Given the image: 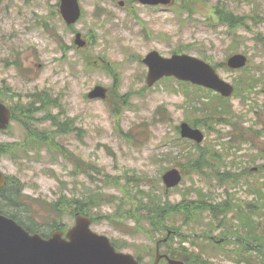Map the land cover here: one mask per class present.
<instances>
[{
	"label": "rangeland",
	"instance_id": "1",
	"mask_svg": "<svg viewBox=\"0 0 264 264\" xmlns=\"http://www.w3.org/2000/svg\"><path fill=\"white\" fill-rule=\"evenodd\" d=\"M79 1L82 18L69 27L57 14L58 0H0V97L28 107L32 95L48 93L56 106L37 110L30 129L33 137L49 133L58 145L55 149L32 144L22 123L14 121L8 132L0 134V143L9 151L12 143H22V150L17 156L0 154V169L14 185L23 184L24 199L29 202L22 207L28 215L23 219L32 220L43 232H52L48 225L59 221L66 228L75 223L68 204L63 205L64 212H58L51 209L54 202L61 197L85 200L98 191L107 202L90 211L96 218L92 229L118 242L121 250L145 256L144 262L151 264L156 243L165 238L166 231L152 233L153 237L134 232L132 222L118 219V210L145 200L143 190L174 203L185 196L196 200L199 195L216 206L231 199L233 208L254 199L242 176L232 185L222 184L215 175H238L245 166L264 165V158L253 162V155H261L257 149H264V92L248 99L236 94L227 102L240 126L254 133L243 143L223 121L229 117L211 121V132L196 123L203 108L213 102L214 92L175 78L162 79L150 88L142 59L152 50L166 57L192 54L213 64L224 79L237 85L248 73L246 69L232 71L226 62L231 55L243 53L250 59L248 72L260 80L255 90L259 92L264 89V42L258 40L264 38V0H172L170 5L156 7L139 0ZM217 6H223L226 10H220L231 20L243 16L246 26L231 28L216 14ZM41 23L47 26L42 28ZM78 31L88 40L85 49L74 45ZM98 84L111 91L108 101L87 97ZM56 122L71 123L73 131L54 134ZM182 122L200 128L206 135L201 146L223 157L220 165L211 162L204 170L209 177L188 169L184 149L193 151L195 143L180 137ZM170 167L182 169L185 179L179 188L166 193L162 175ZM198 215L190 225L179 218L165 223L166 227L175 224L177 233L162 244V252L173 249L191 260L200 256L214 264H263L261 253L249 250L258 242L245 239L249 231L242 228L241 216L240 222L230 213L224 230L212 222L209 212ZM233 225L240 232L234 230V234ZM258 233L262 236L263 230ZM203 235L228 241L217 243Z\"/></svg>",
	"mask_w": 264,
	"mask_h": 264
},
{
	"label": "water",
	"instance_id": "2",
	"mask_svg": "<svg viewBox=\"0 0 264 264\" xmlns=\"http://www.w3.org/2000/svg\"><path fill=\"white\" fill-rule=\"evenodd\" d=\"M145 3H168L170 0H142ZM62 13L69 23L80 17L77 0H63ZM76 42L83 46L81 35H77ZM244 55L236 54L229 60L234 68L246 64ZM150 66L149 85L159 78L175 75L182 80L215 88L225 96L234 92V87L222 80L215 69L208 63L187 54L173 55L162 58L157 52H151L144 60ZM91 98L105 97L106 89L96 87L90 93ZM0 105V128H5L10 119L9 111ZM183 137H190L198 142L204 139L199 129H193L187 123L182 124ZM168 187L175 186L181 180L177 169L169 170L164 175ZM6 183L5 176L0 172V187ZM91 220L86 216H78L76 224L71 228L66 238L63 232L57 231L50 238L45 239L39 234H30L15 220L0 215V264H141L133 255L117 252L110 239L93 232L90 228ZM161 256L157 253L155 264ZM170 264H184L170 260Z\"/></svg>",
	"mask_w": 264,
	"mask_h": 264
},
{
	"label": "trees",
	"instance_id": "3",
	"mask_svg": "<svg viewBox=\"0 0 264 264\" xmlns=\"http://www.w3.org/2000/svg\"><path fill=\"white\" fill-rule=\"evenodd\" d=\"M216 13L222 19L223 22L228 23L232 27L236 26L237 24L243 25L241 18L231 20L223 11L220 10V6H217ZM259 84H260V80L258 79V77L255 74L249 72L245 78L238 80L236 94L237 96H241V97L244 96V98L248 99L253 94L264 92V89H262L259 92L255 91L259 87ZM38 94H39L37 96L38 102H41V104H43L44 106L49 105L47 103L51 102V99L47 95V93L41 92ZM227 101L228 100L218 96L217 100H214L213 102H211L210 105L203 108V116L196 117V123L203 124L207 128V130L210 131L212 130V126L210 125V122L213 121L215 118L221 116L222 118L229 117V119H224L223 121L227 122L229 125L233 127L234 131L236 132L235 136L236 138H239V141H245V138L251 135V129H246V127L240 126L239 117L233 114L232 108L230 105H228ZM34 138L36 141H43L39 136ZM46 138H48V136ZM49 144L51 146L50 142ZM187 154H192V153L188 152ZM188 156H192V155H188ZM218 158L221 159V155H219L217 152L209 151L208 149H205V150H201L199 152V156L197 157V159L193 161H200V163H205L208 162L209 159H218ZM194 163L195 162H193V164ZM236 165L239 164L236 163ZM200 166L202 167L204 165H200ZM191 167H193V169L196 170L198 166L194 167L191 164ZM145 178L146 176H143V178L141 179H145ZM220 178L225 180L228 179L229 177H227V174H223L222 177L220 176ZM22 191L23 188L21 184L18 185L17 190L15 191H13V189L9 191L7 190V188L0 190L1 197L6 198L5 200L8 203L7 205L9 206V209L17 210V208L20 207V204L22 202L21 200H23ZM141 192L143 194L142 198H146V199L145 200L141 199L136 205H130L128 209H124V206H121L120 209L118 210L119 213L117 212L118 213L117 217L121 222H126L127 220L133 222L134 223L133 229L135 230V232H144L146 235L150 237H153L152 233L163 231L166 228L165 223L168 220L172 221V218L177 216V214H179L180 212L185 213V216L187 218L186 223H189V219L193 216L194 211H196L197 208L200 207L198 206V204L191 201H187L186 199H183L181 203H174L172 201L171 202L166 200L163 201L161 197L156 196L155 193L152 191H149L148 193L143 190ZM144 192H146L149 195H146ZM104 200H105V196L102 195L101 193H98V191H96L93 193H89L86 196L85 201L84 199L82 200L74 199V198L68 199L67 197H61L60 200L54 202L53 207L51 209L58 210L59 212V211H63L62 207L64 204L75 203L76 204L75 206L77 207L74 210L76 212L88 213L94 207L101 206ZM200 209L201 211L206 210L205 207L203 208L201 207ZM0 212L6 213L1 209V207H0ZM214 214L216 217H219L220 215L219 212L215 210H214ZM10 216L17 219L28 230L32 232L38 231L32 225L30 226L28 223H23V221L16 214L12 213ZM54 226L57 227V224H54ZM170 254L172 256L180 257L179 255H176V253L173 250H171ZM187 260H188V264H212L211 261H208L200 256H196L194 260H191L190 258H187Z\"/></svg>",
	"mask_w": 264,
	"mask_h": 264
}]
</instances>
